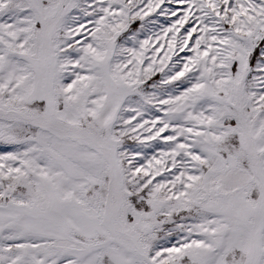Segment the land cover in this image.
I'll list each match as a JSON object with an SVG mask.
<instances>
[{"label": "snow or ice", "instance_id": "obj_1", "mask_svg": "<svg viewBox=\"0 0 264 264\" xmlns=\"http://www.w3.org/2000/svg\"><path fill=\"white\" fill-rule=\"evenodd\" d=\"M0 264H264V0H0Z\"/></svg>", "mask_w": 264, "mask_h": 264}]
</instances>
